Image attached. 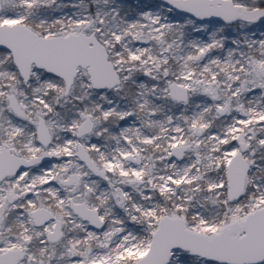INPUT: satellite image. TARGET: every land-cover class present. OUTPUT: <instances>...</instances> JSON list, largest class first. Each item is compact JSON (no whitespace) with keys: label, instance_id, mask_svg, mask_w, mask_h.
<instances>
[{"label":"snow or ice","instance_id":"obj_1","mask_svg":"<svg viewBox=\"0 0 264 264\" xmlns=\"http://www.w3.org/2000/svg\"><path fill=\"white\" fill-rule=\"evenodd\" d=\"M0 264H264V0H0Z\"/></svg>","mask_w":264,"mask_h":264}]
</instances>
